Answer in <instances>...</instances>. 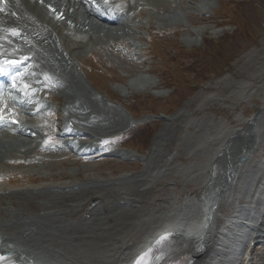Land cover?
I'll use <instances>...</instances> for the list:
<instances>
[{
	"label": "rangeland",
	"instance_id": "1",
	"mask_svg": "<svg viewBox=\"0 0 264 264\" xmlns=\"http://www.w3.org/2000/svg\"><path fill=\"white\" fill-rule=\"evenodd\" d=\"M192 1L196 3L204 0ZM206 1L204 6L207 7L203 9L208 8V17L197 15L192 9L193 6L186 0H169L167 12L158 10V7L150 5L147 0H129L131 8L122 11L126 14L123 23L126 22L127 25H123L118 32V38H111L109 34L95 29L90 30L88 26L73 28L72 34H69L71 44L79 43L73 42L71 35L76 33L77 37L82 31H85L83 41L87 38L94 44V47L89 48H85L87 44H82L81 48L72 52L73 57L69 55L63 58L64 64L71 61L72 66L69 67L82 80V83L78 80L80 91L76 87L78 95H87L86 99L92 97L87 91H90L88 86L92 85L102 97L110 99L109 108L114 109L117 103L128 106L136 119L135 128L124 134H129V140H126L124 135L114 136L118 131H109L104 139L114 146L123 147L128 143L126 145L144 157V161L123 160L107 155L103 147L104 142L101 141L95 143L93 149H100L102 153L85 156L84 160H80V156L73 152H62L51 153L52 159L48 158L39 166L33 163L15 164L11 161H0V176L3 182L0 181V187L19 190L13 197H3L1 205L10 202L15 205L14 208L19 207L18 210L23 216L34 215L40 213V203L44 199H51L52 196L22 192L29 187L52 183L83 184L89 175L100 181L106 178L118 180L111 182L113 185L117 183L115 186L105 187L97 194L93 191H76L74 205L83 200L81 205H77H80L79 207L71 206L73 203L66 199L63 203L57 202L53 209L77 211L74 216L68 217L72 225L65 230L66 237H60L64 240L77 239L79 236L86 238L78 245L74 244L75 247L80 246L84 255L98 260L100 256L110 255L113 248L120 247L124 242L130 241V245L137 243L139 239L132 237L129 231H134L135 223L146 219L153 210L169 209L163 201L173 204L176 200L182 201L188 196H198L202 181L188 180L185 175H196L195 166L207 161L214 147L205 145L201 148L197 147V144L216 134L222 125L230 129L241 128L243 123L237 121L238 115L248 119L257 111L263 112L264 108V0ZM196 6L198 7V3L194 5ZM132 11V18L129 19V13ZM79 16V20L85 19L82 14ZM218 17L220 20L216 19ZM130 23L131 28L128 29ZM61 26L63 28V25ZM134 28L137 30L135 34L132 31ZM92 36L94 39H90ZM127 36H130L131 40H128ZM61 56H64L63 53L56 56L59 62H62ZM49 67L59 72H67L66 68L60 69L55 63ZM82 84L87 89L81 86ZM64 93L61 94L65 97ZM249 93V99L245 98ZM72 94L78 99L77 95ZM59 95L56 93L52 97L58 99ZM63 96L60 97L62 103ZM48 99L49 97H45V100ZM100 100L97 97L98 102L95 100L93 109L98 122L91 120L93 125L88 123L91 126L89 128L100 131L103 126L107 130L112 124L117 126L111 130L120 128L118 125L122 116L116 111H107L100 105L103 104ZM79 101L82 102V99ZM49 103L53 108L60 110L58 117L63 121L66 109L62 103L52 99ZM54 112L51 110L46 114L48 119L43 125L44 130L58 134L56 130L48 127L54 120ZM173 114L178 115L176 118L175 115L172 116L175 118L173 123H167L164 119L155 123L149 119L145 123H138L148 116L169 117ZM263 115L260 122L264 118ZM3 134L1 131L0 138L3 143L16 144L15 141L20 139H15V136L5 138L1 136ZM89 139L88 136L82 140ZM51 144L54 142L45 141L42 147H54ZM153 145L156 148L153 149ZM174 150L177 154L167 162L169 153ZM22 156L28 154L24 153ZM41 156L47 157L43 153L38 157ZM173 164L184 168L180 171L181 174L173 169ZM158 174L165 176L150 182V177ZM136 175L148 177L138 180L133 178ZM137 191L143 192L136 195ZM123 192L126 195H121ZM123 197L126 200H123ZM94 206L103 208L106 218L102 222L105 226L100 223L98 225L95 220L86 223L90 219L86 220L85 216L89 215V209ZM4 208H8V205ZM21 209L24 212H21ZM10 212L1 209L0 219H11ZM115 212L121 219L115 217ZM220 212L222 217L228 213L227 209ZM124 227L126 230H123ZM104 228L107 229L103 231Z\"/></svg>",
	"mask_w": 264,
	"mask_h": 264
},
{
	"label": "bare ground",
	"instance_id": "2",
	"mask_svg": "<svg viewBox=\"0 0 264 264\" xmlns=\"http://www.w3.org/2000/svg\"><path fill=\"white\" fill-rule=\"evenodd\" d=\"M91 1L103 7L107 6V9L113 7L109 11L110 22L101 24L99 23L101 21L98 22V19H95V15L89 6L90 0H0V68L5 63L18 60L16 70L20 76L24 77L20 87L25 89L27 84L24 81H26L28 84L32 82L33 87L37 86L36 89L49 91L50 88L44 78L32 66L37 64L39 69L46 66L48 68L57 60L54 54L57 53V56L61 53L72 54L74 50L81 48L87 38H84V41L82 39L83 43L75 41L79 43L71 44L69 34H72L73 28L80 25L82 28L88 26L90 30L95 29L98 32L109 34L111 38H118L120 37L118 32L121 31L123 25L125 27L127 25L126 22L123 23L126 14L122 11L128 7L131 8L129 0H107L106 6L100 3L101 0ZM147 1L162 12L169 10L167 7L169 0ZM81 14L85 18L83 21L79 20ZM4 35L11 36L17 42H21L22 48L15 49L1 37ZM90 39H94V37L92 36ZM90 42L89 40L86 46ZM43 51L47 54L44 57L45 61L41 55ZM55 71L68 83L66 88L68 85H75L79 90L80 81L74 82V78L69 75L70 72ZM15 74L10 76L11 80L13 77L18 79ZM61 93L64 92L61 91ZM64 95L66 97L65 105L69 109V113L66 120L67 128L59 129L61 136L94 134V131L103 134L112 131L111 129L117 126L112 124L107 130L101 126L100 131L95 128L90 129L91 126L88 123L93 119L89 117L92 114L95 115L93 109H95L96 101L92 100V97L86 99L87 95L80 96L86 101L85 103L89 104L86 107H81L72 93H64ZM250 96L249 93L245 98L249 99ZM8 111L9 106L5 103L1 104L0 118L2 119L5 114H8ZM25 111L29 113L28 107H25ZM21 112L26 113L24 110ZM11 115L9 119L14 118L21 121L18 114ZM177 116L175 115V117ZM120 118L122 119L118 125L120 128L113 131L124 132L133 126L129 119ZM173 119L174 117H171L168 121L171 122ZM236 119L243 123L241 128L230 129L222 125L216 134L201 139L202 141L197 144V147L205 145L214 147L207 161L195 166L197 168L196 175H185L188 180L199 179L200 182L202 181L199 195L195 198L188 196L181 203L175 204L169 209L153 210L146 219L136 221L134 231L131 230L129 233L132 237L136 236L139 239L137 243L130 245V241L124 242L120 247L113 248L110 255L100 256L98 260H92L83 254L80 246L75 247L76 244L78 245L86 238L79 236L77 239L64 240L60 237H66L65 230L70 227L68 217L74 216L77 211L60 208L53 211L57 202L63 203L69 199L73 203L76 201L74 198L76 191L78 193L83 190L93 191L97 194L105 187L113 186L112 181H118L112 178L100 181L89 175L83 184L52 183L23 190V193L31 195L52 196L51 199H44L45 201L40 203L38 206L40 213L38 214L23 216L20 210L9 208L10 202L8 208L0 207V210L11 211L12 214L11 219H0V264H130L153 240L165 233L172 252L191 254L189 264H243L236 243L239 238L248 233L250 240H247L244 245L247 249H251L250 264H259V262L264 264V244L261 243L264 242V150H262L264 147V118L262 122H258L250 135L247 132L250 130L248 123L251 119H243L240 115ZM17 127L18 129H16ZM53 127L58 129L59 126L54 125ZM4 128L7 131L16 129V132L25 138L16 144L3 143L0 138L1 162L13 160L40 165L47 160L48 156L38 157L42 153L37 152L36 149L29 153L26 152L34 148L43 136L37 121L12 125L8 120H5ZM30 134L36 136L30 138ZM1 136L11 138L7 135ZM47 138L53 141L52 136L48 135ZM219 140L222 141L219 142ZM11 141L14 140L11 139ZM74 144L78 145V142L75 141ZM58 147L67 146L61 143ZM154 148L156 146L153 145ZM21 152L27 153L28 156L23 157L24 153ZM19 153L21 154L19 155ZM46 153H48L47 150ZM176 154L175 150L171 151L166 161L172 160ZM135 157L132 155L131 158ZM152 157L153 154L150 155V158ZM173 169L179 173L184 170L182 166L177 164H173ZM159 174L152 175L150 182L165 176ZM145 177L148 176L136 175L133 178L139 180ZM17 192H19L18 189L15 191V189L0 187V202L3 197H13ZM142 192L137 191L136 195ZM121 195H126V193L123 192ZM223 209L228 211L225 217L220 216V211ZM116 213L115 217L120 218ZM88 214L97 217L101 214L100 208L95 207ZM123 230H126V227ZM69 236L67 235V237ZM5 250L12 252L4 255Z\"/></svg>",
	"mask_w": 264,
	"mask_h": 264
},
{
	"label": "water",
	"instance_id": "3",
	"mask_svg": "<svg viewBox=\"0 0 264 264\" xmlns=\"http://www.w3.org/2000/svg\"><path fill=\"white\" fill-rule=\"evenodd\" d=\"M257 117H258V114L255 116V121H256Z\"/></svg>",
	"mask_w": 264,
	"mask_h": 264
}]
</instances>
